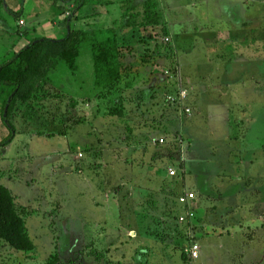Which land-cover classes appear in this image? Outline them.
<instances>
[{"label":"rangeland","instance_id":"rangeland-1","mask_svg":"<svg viewBox=\"0 0 264 264\" xmlns=\"http://www.w3.org/2000/svg\"><path fill=\"white\" fill-rule=\"evenodd\" d=\"M226 1H88L75 30L96 42L115 31L120 90L100 97L87 49L77 73L63 64L36 95L23 90L15 140L0 149V193L34 248L0 240V264H48L55 253L63 264H189L192 243L201 257L191 264H264V0L244 4L260 28L247 71H258L255 91L236 59L225 63L245 49L235 38L245 26L219 11ZM147 4L161 26H141ZM74 9L54 10L66 30ZM8 135L0 120V142ZM183 191L200 201L189 244L174 220Z\"/></svg>","mask_w":264,"mask_h":264},{"label":"trees","instance_id":"trees-1","mask_svg":"<svg viewBox=\"0 0 264 264\" xmlns=\"http://www.w3.org/2000/svg\"><path fill=\"white\" fill-rule=\"evenodd\" d=\"M88 1L80 0L81 4L75 10V13L69 17L66 16L65 24L68 29L63 38H37L0 68V120L5 124L9 132L7 138L0 142L1 150L10 147L15 140L14 104L22 96L26 97L28 95L23 90H28L36 95L35 92L40 90V84L50 79L51 75L58 71L63 64L70 67L73 73H77L80 69L78 61L85 49H87L86 52L92 57L91 61L93 62L95 74L94 85L100 90V97L111 99L120 90L123 78L122 51L117 43L115 31L112 30L110 32L112 35L105 40L96 42V37L89 32L75 30L74 23L79 19L78 14L87 5ZM146 7L148 11L141 26H161L160 15L156 13L152 14V7L148 4ZM16 16L18 19L21 17L20 15ZM174 102H176V99ZM122 110L123 103L119 102L111 114L117 115ZM0 191L4 192L2 189ZM186 193V191H183L177 198L175 207L178 206V209L174 214V220L178 223L176 227L180 230V233H183L182 237L185 239V242L187 241L189 244L193 240L189 236V232L193 228V222H191L190 228L189 224L179 223L180 217L187 212V207L182 206L179 203V199ZM7 202L6 200L4 203L6 204ZM4 203L0 193V240L6 241V243L13 246L16 250H33L34 246L30 243L26 232L23 230L22 221L18 219L19 217H16L17 215L12 209L5 210ZM199 206L200 201L196 202L194 200L190 209L197 213L196 210H198ZM21 242L22 244H20ZM188 248L186 245L182 250L184 262H188L189 264L197 262L193 261L186 253V249ZM48 264L63 263L61 262L60 255L55 253L50 258Z\"/></svg>","mask_w":264,"mask_h":264},{"label":"crops","instance_id":"crops-1","mask_svg":"<svg viewBox=\"0 0 264 264\" xmlns=\"http://www.w3.org/2000/svg\"><path fill=\"white\" fill-rule=\"evenodd\" d=\"M67 1L69 0H0V68L37 38H63V36L66 35L67 30L64 28L65 26L62 23L61 18L54 15V10L59 8L62 15L66 14L65 12L68 11L69 8L71 9L72 6L75 8L74 10H77V4H70L75 2L74 0L70 2ZM245 2H247V0H227L226 3H228V10H226L227 6L225 10H219L220 13L224 15L226 11V17L233 21L230 22L231 26H245L243 30L236 33L237 36L235 37L238 39L236 42L240 43L245 49L242 50L243 52H238V57L228 55V58L230 57V59L225 62L229 63L236 59L234 64L238 63L241 66V73L242 71H244V73H247V71L253 72L252 65L256 62L258 55L254 46L259 42L257 35L260 31L259 27H255L258 24H253L255 22L254 20L258 19L247 17V15H249L248 11L251 10H249L250 7L248 5L246 10H244ZM69 4L71 6H69ZM237 5L240 10H236ZM217 14L215 12V16ZM16 15H20V19L16 18ZM11 17H14V22L11 21ZM226 17L222 16L224 20L227 19ZM213 20L216 22L215 17ZM22 21L24 22L23 26L20 25V22ZM207 27L211 28L214 27V25L207 24ZM218 37V35H215L213 37L214 41H216ZM207 39L204 41H207ZM202 40L203 39H201V41ZM214 47L212 49L210 48L211 51L205 52L214 54ZM210 65L212 66L213 64L211 63ZM240 72L239 75L241 76ZM255 72L257 74L247 73L250 75L248 78L254 80L258 77V71ZM252 80L249 84H252L253 86L247 87L250 91L252 89L253 91L258 90L259 81L255 82V80ZM236 82L239 86L245 88L243 87L245 82ZM242 256L238 257L239 261L245 259V255L242 254ZM258 261H261L260 258H256L246 264H259Z\"/></svg>","mask_w":264,"mask_h":264},{"label":"built area","instance_id":"built-area-1","mask_svg":"<svg viewBox=\"0 0 264 264\" xmlns=\"http://www.w3.org/2000/svg\"><path fill=\"white\" fill-rule=\"evenodd\" d=\"M20 25L23 26L24 22H20ZM187 92H184L181 94L180 98H182L183 100L187 99ZM171 101L174 102L175 99L170 98ZM187 114H191L192 110L187 109L185 111ZM171 176L174 177L176 176V172L172 171L171 172ZM196 199V196L193 193L187 192L186 194H184L183 196L180 197L179 199V203L182 206L187 207V212L185 213V215H182L179 219V223L181 224H189L191 225V222L195 219V213L194 211H191V202L194 201ZM186 253L189 255V257L193 260V261H197L200 258V245L197 243H192L191 246L186 249Z\"/></svg>","mask_w":264,"mask_h":264}]
</instances>
